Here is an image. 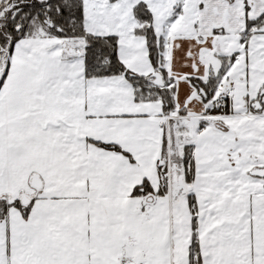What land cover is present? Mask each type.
<instances>
[{
    "label": "snow or ice",
    "instance_id": "1",
    "mask_svg": "<svg viewBox=\"0 0 264 264\" xmlns=\"http://www.w3.org/2000/svg\"><path fill=\"white\" fill-rule=\"evenodd\" d=\"M0 264H264V0H0Z\"/></svg>",
    "mask_w": 264,
    "mask_h": 264
}]
</instances>
